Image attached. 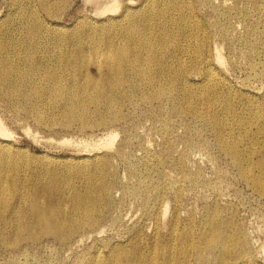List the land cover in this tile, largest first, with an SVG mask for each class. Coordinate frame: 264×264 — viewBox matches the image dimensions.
<instances>
[{"label":"rangeland","instance_id":"374dc122","mask_svg":"<svg viewBox=\"0 0 264 264\" xmlns=\"http://www.w3.org/2000/svg\"><path fill=\"white\" fill-rule=\"evenodd\" d=\"M41 1L0 0V55L23 70L32 58L41 74L74 64L78 85L88 77L108 93L84 96L68 88L71 78L69 95L52 94L37 75L26 77L31 87L0 91L12 146L0 187L13 199L24 194L25 205L41 197L52 212L40 222L22 206L21 221L8 227L0 216V264H264V0H119L116 13L104 8L113 0ZM50 21L66 26L60 41ZM132 40L142 73L127 68L120 85L110 84L107 65ZM161 58L172 67L164 71ZM207 65L216 69L209 80L198 76ZM76 100L85 113L68 116ZM109 132L117 134L112 148L102 144ZM213 227L225 242L206 247Z\"/></svg>","mask_w":264,"mask_h":264},{"label":"bare ground","instance_id":"6f19581e","mask_svg":"<svg viewBox=\"0 0 264 264\" xmlns=\"http://www.w3.org/2000/svg\"><path fill=\"white\" fill-rule=\"evenodd\" d=\"M41 2L43 4H47L50 1L42 0ZM118 2L119 0L105 2L104 8H106V10L108 11L116 13L117 9L113 6L117 5ZM45 12L50 18H53L56 15L55 11L52 8H46ZM32 16L35 17V14H32ZM48 23L52 26L51 30L53 31V33H55L57 40L60 41L61 36L65 32L66 26L53 23V21H50ZM164 23L165 22L162 23L160 29L163 33V44L165 45V44H168L169 42L168 40L169 30L164 28L163 26ZM137 29H138V26L135 23V20H133V23L130 25L128 29V33L136 36ZM37 30H38V27H35V31ZM83 30L87 31V33H91L89 34V37H91L94 33H97V27H95V25L91 26V24L83 25ZM30 34H34V29L30 30ZM1 41L2 40L0 37V42ZM139 45L141 44L138 43V41L132 40L131 45L129 47L124 45L118 48L119 58H118L117 64L115 66H113L112 64L107 65V72L105 73V80H107L110 84H115V86H118L120 85V82H121V76L123 75V70L127 68H131L136 73H140V74L142 73V68L139 65V55H140ZM144 46L148 52H152L154 49V46L151 43H146L144 44ZM81 49L86 52L85 48H81ZM198 51H199V48H198ZM130 55L131 57H133V59L130 57ZM214 57H215V61H217L218 63H221L222 61L221 53L218 49H216V52H214ZM106 58L113 59L114 57L112 53L108 52ZM149 60H150V57H147L146 61L148 62ZM159 60H160L161 65H163L162 60H164L165 62V65L162 67L164 71L171 68L173 65L169 61L168 58H161ZM179 61H182V60L177 59L175 63L179 65L180 64ZM70 68H71V72L65 73L64 71H58V69H60L58 66H48L44 68V71L41 74L40 66L32 58L28 59L27 66L23 70L21 69V67L17 65L14 59L2 54L0 55V91H2L6 95H11L14 93L13 89H15V91H18L22 85L31 87L26 82V77L28 75H37L39 76L38 78H40L46 84L47 89L51 91L52 94H61V95L67 96L69 95V93L64 90L65 87H68L67 82L71 78H74V85L68 88H74L78 85V80H77V75H76L77 67L73 64L70 66ZM215 70L216 69L214 65H210V66L207 65L204 71H200V70L198 71V76L200 77L206 76L207 79L209 80L210 76L215 75V72H216ZM13 77H16L17 80L14 81L12 79ZM7 80L10 82L19 83L20 85L14 86L13 83H7ZM180 80L185 81V82L188 81V79L184 76L180 78ZM215 80H217V78L213 77L212 81H215ZM88 81H90V84H88ZM192 84H202V83L199 81V82L192 83ZM206 85H209V84H206ZM227 85L229 86L228 83ZM80 87H82L83 89L82 92L85 93L84 96L86 95V93H90L94 95L95 97H98V96L105 97L108 93L104 90L102 82L89 80L88 77L86 78V81L79 83L78 88ZM119 89H120V86L118 87L117 92L119 91ZM35 96H36V93L33 95V97ZM202 100H203V103H205L207 99L202 97ZM68 104H69V107L67 109L68 116H72L74 112L85 113L84 107H85L86 102L83 103V100L82 101H77V100L72 101L71 103H68ZM189 106L191 110H194L193 105H189ZM206 107L208 108V105H206ZM224 123L226 124L227 122L225 121ZM116 137H117V134L113 132H109L103 138L102 144L107 148H112ZM218 139L219 141L223 140V135L221 133H219ZM66 141L68 140L66 139ZM225 146L229 154L234 159V162L236 164H241V162L243 161L242 160L243 157H242V152L238 149V147L232 142L226 143ZM11 148L12 146L10 142V134L7 131L6 127L4 126V123L0 119V164L4 162ZM40 198L41 197H38V196H32V198H30L31 203L28 205H25L24 201H26L27 198H25L24 194L17 193L15 198L13 199V197L10 196V194H8L5 188L0 187V216H2L1 222L4 225V227H8V225L12 222L14 217L18 218L21 215L22 206H24L27 209V212L29 213H33L34 215L35 213H37L38 218L36 217V215H35V218L37 220H40V222L47 221L49 223V216L52 212L50 209L46 208L49 204L46 202H42ZM66 201L71 202L72 197L70 199L66 198ZM77 201L79 203V207L83 211H85V213H87L89 209L87 200H86V203L84 204L81 197L77 196ZM167 209L168 208L166 206L164 209V212H166ZM17 221L18 222L21 221V216L17 219ZM59 222L61 223V221ZM80 224H83V222H81ZM27 225L28 227H30V222H27ZM17 229H20V227ZM22 234L23 232L17 231L16 237L19 238ZM224 235L225 234L222 228L220 229V228L213 227L211 232L205 238L206 247H210V246L215 247L219 243H224L225 242ZM196 248H197L199 255L202 256L204 248L202 246H199V244H197ZM167 258L168 256L165 255L163 262H165Z\"/></svg>","mask_w":264,"mask_h":264}]
</instances>
